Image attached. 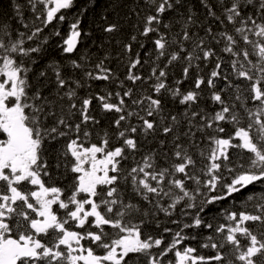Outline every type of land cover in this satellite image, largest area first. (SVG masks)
Listing matches in <instances>:
<instances>
[{"label": "snow or ice", "instance_id": "6c2138e0", "mask_svg": "<svg viewBox=\"0 0 264 264\" xmlns=\"http://www.w3.org/2000/svg\"><path fill=\"white\" fill-rule=\"evenodd\" d=\"M9 7L0 264H264V0Z\"/></svg>", "mask_w": 264, "mask_h": 264}, {"label": "trees", "instance_id": "16d2710c", "mask_svg": "<svg viewBox=\"0 0 264 264\" xmlns=\"http://www.w3.org/2000/svg\"><path fill=\"white\" fill-rule=\"evenodd\" d=\"M0 15H6V16H9L11 15V9L9 7V0H0ZM30 16V15H29ZM69 18H72L71 15H69ZM122 23L125 24V31H130L129 27H128V24L124 21H122ZM89 25H91V20H89ZM67 30L64 32L66 33ZM93 51H95V48H93ZM114 58L113 60L111 61V67H113L114 69H117L119 72H120V75L121 77H123V73H124V68L123 66L115 59V54H116V50L114 49ZM137 51H140L139 49H137ZM227 67V65H225ZM178 74H179V70H178ZM87 90H81V95H84L86 93ZM171 107V105L169 106ZM175 110V109H173ZM225 127L228 129V131L230 132L231 131V128L230 126L228 125H225ZM225 135H227V133H225ZM128 163H131V161H127L126 164ZM257 189H261V188H264V185H257L256 186ZM256 195H259V191H257L255 193ZM244 199L245 197L244 196H238L236 198L235 201L233 200H227V201H223L221 202L220 204H217V205H214V206H211L212 210L210 212H206V217L209 219H212V217H217L219 218L220 214H221V211L223 209H231L232 207H235L237 209H240L243 207V203H244ZM179 211V210H178ZM160 221H161V228L165 225H168V227L170 228H173L174 230H178L177 229V226L176 225H172L170 223H168V218L164 217L163 214L160 215L159 217ZM170 225V226H169ZM203 230V229H202ZM161 230H156L154 227L152 229V234H158V232H160ZM201 231V230H200ZM206 235L209 234L206 232V230H204ZM198 237V236H197ZM171 239V233L169 234H166L165 235V242L167 243L169 240ZM195 240V239H194ZM193 240V241H194ZM192 239L190 240H186L184 242L185 243H191L193 242ZM184 246H181V248H183ZM166 261L167 260H172L173 261V264H174V256L170 253L169 254V257H166L165 258Z\"/></svg>", "mask_w": 264, "mask_h": 264}, {"label": "bare ground", "instance_id": "6f19581e", "mask_svg": "<svg viewBox=\"0 0 264 264\" xmlns=\"http://www.w3.org/2000/svg\"><path fill=\"white\" fill-rule=\"evenodd\" d=\"M29 15H31V14H29ZM69 20H71V18H68ZM58 27L60 28V30L62 31V33H64L66 30H67V23H64V24H62V25H58ZM48 30H46V32H47ZM145 73H147V71H148V69H147V67H145V69L143 70ZM176 74L178 75V69L176 70ZM186 86H188L187 85V83H186ZM209 220H211L210 218H209ZM165 226H167L168 227V225H165ZM170 226V225H169ZM164 227V226H163ZM162 227V228H163ZM162 228H161V230H162ZM201 232V235H198V237H197V239H195L193 242H191V243H185L184 245H182V246H191V247H197V248H199V245H200V243L203 241V239H204V237L206 236V233H205V231L204 230H201L200 231ZM164 235H166V234H164ZM199 251H200V254H204V255H210L211 253L208 251V250H206V249H199Z\"/></svg>", "mask_w": 264, "mask_h": 264}]
</instances>
